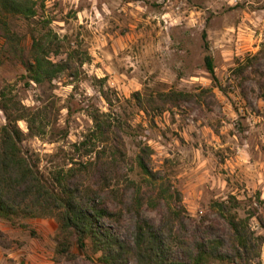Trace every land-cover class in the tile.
I'll return each mask as SVG.
<instances>
[{"label": "rangeland", "instance_id": "obj_1", "mask_svg": "<svg viewBox=\"0 0 264 264\" xmlns=\"http://www.w3.org/2000/svg\"><path fill=\"white\" fill-rule=\"evenodd\" d=\"M36 2L35 16L14 17L12 28L25 45L32 33L50 30L52 48L58 44L50 58H69L72 68L51 82H27L0 38V89L41 113L39 135L18 121L40 172L49 178L104 153L108 189L122 212L114 227L125 236L128 210L140 203L156 222L169 205L189 232L200 226L224 237L229 227L218 204L226 201L225 213L264 238V0ZM206 42L215 81L204 66ZM168 90L194 96L165 105L158 93ZM94 110L103 135L92 133ZM139 155L152 175L142 173ZM57 232L55 217L0 218V264H73L55 262ZM70 251L78 264L96 263L87 245L72 243ZM257 252L253 261L264 264V241Z\"/></svg>", "mask_w": 264, "mask_h": 264}, {"label": "trees", "instance_id": "obj_2", "mask_svg": "<svg viewBox=\"0 0 264 264\" xmlns=\"http://www.w3.org/2000/svg\"><path fill=\"white\" fill-rule=\"evenodd\" d=\"M36 12V0H0L2 51L11 62L22 65L27 82L41 84L51 82L72 66L69 58L59 61L50 58L58 50V44L52 48L50 30L32 33L30 44L22 43L20 34L12 28V19L29 20ZM53 37L56 38L54 34ZM204 48V66L215 81L207 42ZM6 89H0V111L5 119L0 124V218L55 217L58 222L56 263L78 264V256L70 251L74 243L79 248L87 245L91 253L98 254L96 263L89 261L88 264H209L214 261L260 264L253 260L258 258V245L264 238L254 236L244 218L225 213L226 201L218 204L219 214L229 227L224 237L200 226L189 232L181 212L169 205L156 222L141 214L140 203H134L133 209L128 210L133 216L128 235L120 234L114 226L121 221L122 212L117 206L115 191L108 189L109 169L103 160L104 153L97 152L77 168L56 171L49 178L44 176L33 153L23 147L24 133L18 126V121H24L28 134L39 135L44 130L41 113L23 106ZM134 96L137 101L141 99L139 92ZM193 96L190 92L176 90L158 93L160 102L165 105L189 101ZM158 109H162L161 106ZM91 118L92 133L105 134L99 111L94 110ZM91 151L85 149V154ZM137 163L142 173L152 175L143 156H138ZM102 195L107 199L100 200ZM108 204L113 207L109 208Z\"/></svg>", "mask_w": 264, "mask_h": 264}]
</instances>
